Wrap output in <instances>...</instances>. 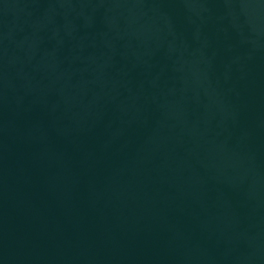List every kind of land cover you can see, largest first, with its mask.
Wrapping results in <instances>:
<instances>
[{
  "label": "water",
  "instance_id": "1",
  "mask_svg": "<svg viewBox=\"0 0 264 264\" xmlns=\"http://www.w3.org/2000/svg\"><path fill=\"white\" fill-rule=\"evenodd\" d=\"M0 264H264V0H0Z\"/></svg>",
  "mask_w": 264,
  "mask_h": 264
}]
</instances>
